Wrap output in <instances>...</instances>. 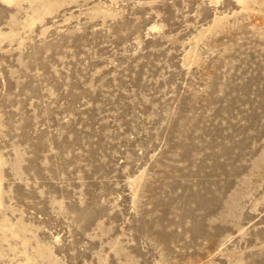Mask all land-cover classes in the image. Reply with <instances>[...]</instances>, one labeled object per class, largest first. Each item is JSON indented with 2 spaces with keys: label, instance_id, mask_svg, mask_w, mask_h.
Segmentation results:
<instances>
[{
  "label": "rangeland",
  "instance_id": "1",
  "mask_svg": "<svg viewBox=\"0 0 264 264\" xmlns=\"http://www.w3.org/2000/svg\"><path fill=\"white\" fill-rule=\"evenodd\" d=\"M0 264H264V0H0Z\"/></svg>",
  "mask_w": 264,
  "mask_h": 264
},
{
  "label": "bare ground",
  "instance_id": "2",
  "mask_svg": "<svg viewBox=\"0 0 264 264\" xmlns=\"http://www.w3.org/2000/svg\"><path fill=\"white\" fill-rule=\"evenodd\" d=\"M7 1V0H6Z\"/></svg>",
  "mask_w": 264,
  "mask_h": 264
}]
</instances>
